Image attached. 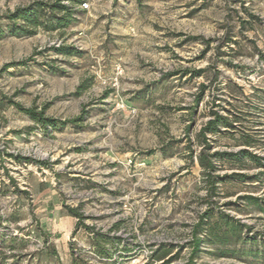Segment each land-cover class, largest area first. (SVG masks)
Listing matches in <instances>:
<instances>
[{
  "label": "rangeland",
  "instance_id": "374dc122",
  "mask_svg": "<svg viewBox=\"0 0 264 264\" xmlns=\"http://www.w3.org/2000/svg\"><path fill=\"white\" fill-rule=\"evenodd\" d=\"M55 1L0 0V28L18 8ZM83 1L63 2L78 13L63 30L0 39V264H162L152 259L162 245L171 264H189L191 229L208 205L244 229L228 246L236 254L204 245L194 264H264V166L221 165V176L255 179L220 186L210 202L188 160L212 113L238 122L211 136V154L264 158V0H92L89 13ZM11 102L44 109L57 128ZM93 234L119 238L132 255L120 248L102 261Z\"/></svg>",
  "mask_w": 264,
  "mask_h": 264
},
{
  "label": "trees",
  "instance_id": "16d2710c",
  "mask_svg": "<svg viewBox=\"0 0 264 264\" xmlns=\"http://www.w3.org/2000/svg\"><path fill=\"white\" fill-rule=\"evenodd\" d=\"M64 1L69 2V4L73 6L79 0H56L52 4L37 2L24 9H16L13 13L6 17L7 20H9L7 31L0 28V39L4 38L6 35L18 37L32 36L36 33V28L39 26H43L49 31L63 30L69 27L77 21L76 14L78 13H76L72 7L64 5ZM19 20H22L25 25H18L17 21ZM230 42H232L231 39L226 44H229ZM57 51L60 53H69L64 50ZM15 65L16 64H8L4 67V69L11 68ZM205 73L206 70L197 71L195 73V77L204 76ZM202 88L204 90L206 87L203 85ZM80 89L81 87H79V90ZM11 104L21 113L26 114L32 120L41 124L44 128H57L58 121L45 117L44 109L37 111L35 108H24L18 103L11 102ZM77 121L78 119L61 123V125L65 126L67 124H75ZM237 122L238 121H236V119L232 121L227 117L219 115L218 113H212V118L197 134L200 151L196 154L195 151L191 150L188 157L190 166L193 167L195 166V161L198 162V166L203 176V181L207 188L206 197L210 202L213 198L220 196V186L230 183H244L247 181L252 182L255 179L241 173L224 174L221 176L218 174L219 170H221V165H224L223 167H232L235 166V164L239 165L240 163L249 160L258 168L264 166V158L254 155L246 149L237 153H210L212 150L211 136L226 132L229 129H234ZM243 144L245 147H251L253 145L252 141L249 140L243 141ZM167 150H171V147ZM167 154L168 152L164 150L163 155ZM6 156L17 160V162H21L20 159L14 155ZM24 160L28 163L31 162L30 159ZM10 181L18 194H24V192L17 187L15 179L10 177ZM240 199L249 201L256 200L251 196L241 197ZM65 209L68 211L70 216H73L78 220L82 219V216L78 213V209H72L70 207H65ZM86 229L88 230L89 228L86 227ZM243 229L244 225H241L238 221L229 218L227 215L215 212L213 207L208 205L207 209L199 215L197 222L191 229V241L188 243V246L191 248L189 264H194V261L199 258L202 254L204 245H214L215 248L219 249V251L221 250L219 255L220 257L226 256L227 254H236V251H230L228 246L231 245V243L234 246L239 244ZM92 245L95 254L104 262L113 261L114 257L112 253L115 251L118 252V249L120 248L121 252L119 253H121V255H125L126 257H130L132 255V250L129 245H125L119 238H107V236L104 235L93 234ZM156 250L157 251L154 252L156 255L152 259L155 261H162V264H171L177 258L168 256L170 248L167 246L162 245ZM249 256L252 260L257 259V253L254 251H250ZM126 260H128V258ZM262 260H264V258H262ZM72 264H78V260L75 256H72Z\"/></svg>",
  "mask_w": 264,
  "mask_h": 264
},
{
  "label": "built area",
  "instance_id": "2783aa9c",
  "mask_svg": "<svg viewBox=\"0 0 264 264\" xmlns=\"http://www.w3.org/2000/svg\"><path fill=\"white\" fill-rule=\"evenodd\" d=\"M65 3V2H64ZM69 2H67L68 4ZM79 9L83 12L89 13L92 10V0H85L80 3Z\"/></svg>",
  "mask_w": 264,
  "mask_h": 264
}]
</instances>
